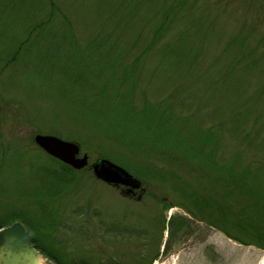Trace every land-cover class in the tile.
I'll use <instances>...</instances> for the list:
<instances>
[{"label":"rangeland","instance_id":"374dc122","mask_svg":"<svg viewBox=\"0 0 264 264\" xmlns=\"http://www.w3.org/2000/svg\"><path fill=\"white\" fill-rule=\"evenodd\" d=\"M130 1L127 5L124 0H33L36 11L24 5L29 14L11 11L0 1L4 36L0 51L9 48V37L27 35L29 26L37 45L29 52L21 50L10 61L8 73H0V147L11 160L22 157L19 169L7 165L0 176V218L10 213L25 216L12 218L49 232L48 243L60 239L69 256L82 253L101 263L264 264V248L227 236L222 226L197 212L170 183L172 177L137 173L134 163L144 148L137 133L154 138L164 129L179 135L194 129L207 132L222 114L227 127H222L216 143L219 158L227 159L237 148L242 162L256 165L257 158L263 157L264 91H259L264 83V0H186L165 18L163 13L173 0ZM54 5L56 10L51 8ZM59 13L66 15L73 34L55 49V41H50L51 35L57 38ZM118 13L123 20L119 40L122 45L134 43L127 62L154 36L159 21L163 26L154 46L133 67V97L123 95V88L117 91L115 85L97 92L93 82L91 87L70 75L81 69L82 79L95 81L93 73L86 71L97 67H106L103 74L108 75V61L91 45L109 42L108 37L115 41L118 34L112 31L110 36V30ZM41 20L45 21L37 25ZM236 35L240 37L235 47ZM253 60H257L253 69L243 68ZM63 69L69 71L66 78L60 77ZM93 99L102 116L85 110L75 113L73 104ZM146 99L161 106V113L141 114L138 108ZM237 103H241L239 110L248 108V113L234 127L228 118ZM232 126L238 134L230 133ZM36 132L78 142L89 162L106 157L119 164L114 154L125 152L129 166L120 165L142 181L145 193L139 200L131 198L119 186L96 178L88 166L76 171L69 185L38 183L35 168L56 165L33 141ZM103 148L112 154H102ZM152 160L164 172L166 164ZM88 204L90 211L82 213ZM58 205L55 216L46 215ZM109 223L112 229L106 226ZM40 264H54V260L43 255Z\"/></svg>","mask_w":264,"mask_h":264},{"label":"trees","instance_id":"16d2710c","mask_svg":"<svg viewBox=\"0 0 264 264\" xmlns=\"http://www.w3.org/2000/svg\"><path fill=\"white\" fill-rule=\"evenodd\" d=\"M0 1L2 2V6L4 4L9 5L11 11H17V9H19L24 10V12L29 14V8L24 6L26 4L33 6L34 11L37 10L34 7L33 0ZM128 1L131 2L130 0H124V3L128 5ZM185 2L186 0H173V2L166 7L163 13L164 18L176 9V5L177 7H183ZM185 6H189V4ZM51 8L56 10V5L51 6ZM120 15L118 13L115 17H112L115 26L110 30V36L112 31L117 32L118 35L115 36V41H111L108 37L110 43L105 40L101 44L97 43L91 45L92 51L98 49L101 51L102 56L108 61V75L104 77L103 74L106 67L105 69L104 67H97L93 71H86L93 73L92 76H94L95 81L82 79L83 76L81 69L79 71H70V75H74L73 81L84 80L87 81L91 87V82H93L96 87H98L97 92H102L103 90H106L108 86L115 85L118 88L117 91H120L121 88H123L121 91L123 95L132 96L131 93L135 86L132 74V70H134L133 67L140 62L139 60L144 56L143 52L154 46L156 39H159L158 31L160 30V27L162 28L163 26H161V22L159 21L152 31V34L154 33V36L152 37L153 39L151 38L146 42L144 47L140 49L139 53L131 61L127 62L125 57L128 56L129 50L134 49L132 47L134 43L130 42L128 45H122L119 40V36H121L120 30H122L120 24L123 22V20L120 19ZM56 20H60L57 27L58 31H56L57 35H54L57 36V38L55 39L53 35H51L52 39L50 42L53 44L55 41L52 48L58 49V47L62 45L60 41L66 40L68 38L67 36L73 34V28L70 23H68V19L63 13H59ZM44 21L45 20L38 21L37 25H41ZM27 29L28 34L22 38L15 36L9 37V48L0 51V73L3 71L4 74L6 73L10 61L14 59L21 50L29 52L37 46L35 38L31 36L33 28L29 26ZM2 33L3 32H0V39L4 38ZM42 34H44V32H41L39 36ZM32 37L34 39H32ZM239 37V35H236V37L234 36L235 40L232 42L235 43L233 44L235 47L236 45L239 46ZM11 43L13 44L12 46H10ZM256 61L257 60L249 61L248 66L245 64L243 68L245 69L248 67V69H253L256 66ZM68 72L69 71L66 69L61 70L60 77H68ZM96 77H98V80ZM211 87H213V85H210L208 89ZM91 89L86 93L90 94ZM261 91H264V83L260 87L259 92L261 93ZM173 102L175 104V101ZM173 102L171 100L169 103ZM240 104L237 103L232 109H230L231 116H229L228 121L229 123L232 121L234 127L238 125L236 122L242 120V116L244 117L248 113V108L244 111L239 110ZM72 106H75L74 110L76 114L84 113V110L90 112L94 117H99L103 114V110L100 111L97 109L96 99H93L90 102L78 101ZM160 107L161 106L155 105L149 99H146L138 108V111H140L141 114L144 112L146 114H152L153 110L160 114L162 109ZM235 107L238 108L234 109ZM259 113L260 112L255 115L256 118H259ZM219 117L217 119V124L211 126L210 130L207 132L194 129L184 135H179L177 133H168V130L164 129L158 134L154 133V138L148 136L150 134L147 133H137L136 137L140 139V143L144 144V148H141V157L134 159V163L137 166L135 171L143 175H154L156 177H158V175H166L172 177L170 183L173 184L176 189H179L182 195L184 194L190 199V204H192L197 212L205 217L206 220L213 225L215 224L219 227L222 226L220 229H222L227 236L234 238L237 241L243 243H251L254 241L253 243L264 248V155L263 157L257 158L259 160L256 165H252L250 160L242 162V153L239 148L233 151L227 159L219 158L216 143L219 138L222 137L223 128L227 127L222 122L226 120L223 114L219 115ZM29 120L31 121L30 118ZM233 126L230 127V133L238 134L237 128L236 131H233ZM215 128H218V130H214ZM103 136L106 139H115V137L113 138L107 135ZM178 146H181V148L178 149ZM38 148L45 153L40 147ZM4 149V147H0V176L3 175V171L7 165L11 166L14 164L16 165V169H19L22 162V157H16L11 160L6 155L7 150L5 151ZM100 151L106 156L112 154L111 151L108 152L104 148ZM45 155L53 160L56 166L51 168V166L38 165L35 168L39 179L37 180L38 183L39 181H42L58 186L60 184L69 185L74 182V174L79 169H74L47 153H45ZM114 155H117V159L120 161L119 164L128 168V160L130 157L127 156L125 152L120 151L118 154ZM152 159H157L162 164H166L164 165V172L160 170L159 165L155 166ZM29 165L32 166L30 162ZM179 174L182 176H180V179L176 182L174 179L178 177ZM38 183L36 186L34 185L37 188ZM1 185L2 181L0 180V186ZM28 187H31V185ZM58 190L59 189H57V191ZM57 210H59V205L53 211L49 210L45 213L49 216H55ZM12 217L26 218L25 216H18L17 213H10L9 215L0 218V226L11 223L14 220ZM28 223L31 224L32 222ZM32 225H34V223H32ZM24 226L31 234L34 246L43 255L52 258L54 264H109L108 262L101 263L99 260H93L89 256H84L85 254L82 255V253L76 254L75 257L73 255L69 256L68 252H64L60 239H56L55 237V240L52 243H48L51 239L49 232L42 231L35 225L33 230L28 227L27 223H24ZM113 264L118 263L115 262Z\"/></svg>","mask_w":264,"mask_h":264},{"label":"water","instance_id":"95a60500","mask_svg":"<svg viewBox=\"0 0 264 264\" xmlns=\"http://www.w3.org/2000/svg\"><path fill=\"white\" fill-rule=\"evenodd\" d=\"M33 141L44 152L74 169L90 167L93 175L102 181L129 188L141 186L138 177L106 157H97L89 162L88 154L81 152L79 143L74 140L36 132ZM42 258V253L34 246L31 234L21 221L14 220L0 226V264H40Z\"/></svg>","mask_w":264,"mask_h":264},{"label":"flooded vegetation","instance_id":"af4514ba","mask_svg":"<svg viewBox=\"0 0 264 264\" xmlns=\"http://www.w3.org/2000/svg\"><path fill=\"white\" fill-rule=\"evenodd\" d=\"M114 186H119L120 188H122L121 190L123 193H125L127 196H129L131 198H135L137 200H139L141 198V196L145 193V188H144L142 181H141V186L138 188H129V186H124L121 184L114 185ZM141 187H143V190L141 189ZM82 211H83L82 213L87 214L90 211L89 204ZM109 225L111 226V229H112V223H109L106 226L109 228ZM113 229L115 230V228H113Z\"/></svg>","mask_w":264,"mask_h":264}]
</instances>
